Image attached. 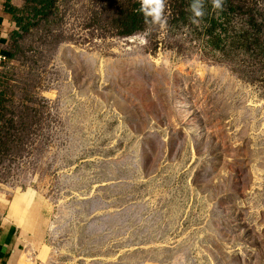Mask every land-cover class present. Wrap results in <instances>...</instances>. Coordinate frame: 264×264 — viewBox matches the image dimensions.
<instances>
[{
  "label": "rangeland",
  "instance_id": "1",
  "mask_svg": "<svg viewBox=\"0 0 264 264\" xmlns=\"http://www.w3.org/2000/svg\"><path fill=\"white\" fill-rule=\"evenodd\" d=\"M52 1L0 67L16 263L264 264V0Z\"/></svg>",
  "mask_w": 264,
  "mask_h": 264
},
{
  "label": "crops",
  "instance_id": "2",
  "mask_svg": "<svg viewBox=\"0 0 264 264\" xmlns=\"http://www.w3.org/2000/svg\"><path fill=\"white\" fill-rule=\"evenodd\" d=\"M6 3L20 9L24 0H0V67L8 51L10 35L17 30L13 15L6 10ZM6 221V218L0 220V264H18V228L13 222L8 224ZM23 254L19 259L20 264H25L22 262Z\"/></svg>",
  "mask_w": 264,
  "mask_h": 264
},
{
  "label": "clouds",
  "instance_id": "3",
  "mask_svg": "<svg viewBox=\"0 0 264 264\" xmlns=\"http://www.w3.org/2000/svg\"><path fill=\"white\" fill-rule=\"evenodd\" d=\"M226 0H211L214 11H223ZM139 13L144 16V23L149 27L166 28L168 18L165 15L166 0H139ZM190 12L189 21L194 25H199L207 15L205 10V0H190L188 5Z\"/></svg>",
  "mask_w": 264,
  "mask_h": 264
},
{
  "label": "trees",
  "instance_id": "4",
  "mask_svg": "<svg viewBox=\"0 0 264 264\" xmlns=\"http://www.w3.org/2000/svg\"><path fill=\"white\" fill-rule=\"evenodd\" d=\"M27 5H30L31 3H35V6H27L26 10H30L32 12H36V13H40L41 10L38 9V5L41 4H47V6H51L53 4L52 0H25ZM6 10L7 12L11 13L14 17V20L16 22L17 27H21V23H22V18L19 15L23 14V11L21 9L15 8L13 6H11L9 3H6ZM140 15H142L141 13H139ZM139 16H136L134 18H132L133 23L139 21ZM215 23V22H214ZM215 25V24H214ZM133 30L129 31L128 33H132ZM249 32H238L236 33V35L234 36V43L245 40L247 38H249Z\"/></svg>",
  "mask_w": 264,
  "mask_h": 264
},
{
  "label": "built area",
  "instance_id": "5",
  "mask_svg": "<svg viewBox=\"0 0 264 264\" xmlns=\"http://www.w3.org/2000/svg\"><path fill=\"white\" fill-rule=\"evenodd\" d=\"M5 59V58H4Z\"/></svg>",
  "mask_w": 264,
  "mask_h": 264
}]
</instances>
